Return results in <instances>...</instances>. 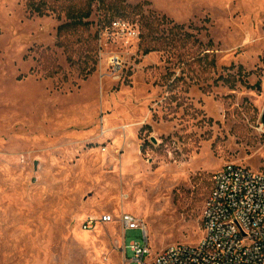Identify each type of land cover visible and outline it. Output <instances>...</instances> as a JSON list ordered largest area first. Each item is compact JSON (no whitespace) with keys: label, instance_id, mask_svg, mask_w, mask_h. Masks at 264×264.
I'll return each instance as SVG.
<instances>
[{"label":"rangeland","instance_id":"1","mask_svg":"<svg viewBox=\"0 0 264 264\" xmlns=\"http://www.w3.org/2000/svg\"><path fill=\"white\" fill-rule=\"evenodd\" d=\"M28 1L0 0V264H140L129 245L141 230L123 231L124 212L145 223L146 264L196 244L211 174L264 172V0H111L112 17L95 4L85 79L54 46L64 19L30 14ZM146 16L165 17L164 41L144 54ZM114 18L129 29L108 28ZM185 32L202 44L176 41ZM209 39L205 70L193 57ZM46 47L65 79L43 76ZM102 214L114 221L81 228Z\"/></svg>","mask_w":264,"mask_h":264},{"label":"built area","instance_id":"2","mask_svg":"<svg viewBox=\"0 0 264 264\" xmlns=\"http://www.w3.org/2000/svg\"><path fill=\"white\" fill-rule=\"evenodd\" d=\"M114 20L111 28L128 30ZM201 237L196 244L174 243L151 256L150 264H264V172L239 163H225L211 174V187L201 213ZM114 221L110 214L88 216L83 230ZM118 222L125 232L140 229L143 243L129 245L132 261L144 262L149 248L145 223L124 212Z\"/></svg>","mask_w":264,"mask_h":264},{"label":"trees","instance_id":"3","mask_svg":"<svg viewBox=\"0 0 264 264\" xmlns=\"http://www.w3.org/2000/svg\"><path fill=\"white\" fill-rule=\"evenodd\" d=\"M95 4H98L102 8L112 10L110 16L118 14V10L111 0H31L27 2V9L30 14H36L38 16H46L54 14L58 20L64 19L56 27V40L54 46L61 48L66 54V61L72 67H74L78 75L85 79L92 72L95 71L97 65V44L95 42L96 34L90 32L92 21L90 19ZM136 5L135 8H139ZM114 18L109 22V27ZM165 17H142V27L144 32L142 34L143 44L142 51L144 54L153 50H159L160 45L163 43L161 37H156V31L158 26L163 23ZM129 24V23H128ZM182 25L174 24L171 27L172 33L179 34ZM181 37H177L176 41H183L188 45H201V41L190 32L181 34ZM172 39V44L176 43ZM171 44V43H166ZM212 41L209 39L206 43L207 48L203 49L204 55L193 57L195 62L205 63V70L214 69L215 59L212 55L211 45ZM38 53V65L41 66L42 74L45 77H55L56 75L63 74L61 66L57 63L54 57L51 55V48L46 47L36 50ZM64 79L65 75H62Z\"/></svg>","mask_w":264,"mask_h":264},{"label":"water","instance_id":"4","mask_svg":"<svg viewBox=\"0 0 264 264\" xmlns=\"http://www.w3.org/2000/svg\"><path fill=\"white\" fill-rule=\"evenodd\" d=\"M261 118H262V122H264V111H262V116H261Z\"/></svg>","mask_w":264,"mask_h":264}]
</instances>
